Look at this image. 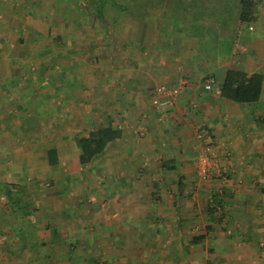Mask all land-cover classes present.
<instances>
[{
	"label": "crops",
	"instance_id": "obj_1",
	"mask_svg": "<svg viewBox=\"0 0 264 264\" xmlns=\"http://www.w3.org/2000/svg\"><path fill=\"white\" fill-rule=\"evenodd\" d=\"M254 1L248 24L238 21L241 0L78 1L57 23L45 18L46 41L60 46L45 62L59 57L56 80L77 96L43 135L62 139L51 147L72 177L34 179L43 188L31 189V204L2 189L0 264H264V0ZM3 7L1 73L20 74L32 68L20 30L29 21ZM227 69L260 72L258 100L222 98ZM178 84L169 104L151 106L154 86ZM107 125L119 137L79 164L75 137ZM194 127L213 143L219 176L209 191L195 177ZM47 148L38 153L50 168ZM215 185L226 193L214 201Z\"/></svg>",
	"mask_w": 264,
	"mask_h": 264
},
{
	"label": "rangeland",
	"instance_id": "obj_2",
	"mask_svg": "<svg viewBox=\"0 0 264 264\" xmlns=\"http://www.w3.org/2000/svg\"><path fill=\"white\" fill-rule=\"evenodd\" d=\"M78 1L88 3L90 0H0V8L4 6L3 11L8 10L7 14H10L9 11H11V15L17 13L19 18L29 21L25 29L20 30H25L23 36L27 48L23 47L27 52H31V70L25 69L19 74L14 69L11 74L7 75L1 73L4 62L0 64V195L2 189L7 188L9 190L7 196L12 199L17 198L20 203L29 201L26 203L31 204V189H36L39 192L38 189L43 188L42 186L32 187L31 182L34 183V179L72 177L70 173L65 174L67 168L60 163L47 168L44 159L40 158L41 154L38 153V150L51 147L62 140L45 137L42 128L49 127V125L52 126V129L59 128L65 112L76 108L74 97L77 96L74 92L69 95L70 89L68 88V91L65 85L61 86L56 80L60 79L59 71L61 72L57 63L59 57H55L52 60L53 63L45 62L49 60V58H45L46 52L59 51L60 46L59 41H46L48 38L45 37V34L53 33L49 29L45 32L44 21L52 19L57 23L56 18L60 15L62 6H73ZM31 21H33L32 25ZM9 34H13V31ZM27 36H31V38L28 39ZM11 43L10 40L5 43L4 51L13 54L17 49L16 45ZM1 60L2 58H0ZM8 61L10 63L11 60ZM9 63L7 64L9 65ZM44 64H46V69ZM55 65L57 67H54ZM23 76L26 78L20 81L19 78ZM47 79H51L52 82L44 83ZM44 101L49 105H45ZM194 128L200 130L198 127ZM36 132L40 133V137H33ZM197 153L195 154V177L202 187L204 184L208 185L204 188L209 191L212 188L211 183H217V181L208 179L212 174H218V172L211 173L212 170L208 178H199L196 173ZM78 188L76 186L75 189ZM224 189V186L215 185L213 194L217 197L214 200L219 199L218 195H225ZM215 205H219V202ZM206 207L207 205L204 206V208ZM219 209L220 205L215 210ZM1 215H5V212H1ZM201 224L202 222H200Z\"/></svg>",
	"mask_w": 264,
	"mask_h": 264
},
{
	"label": "trees",
	"instance_id": "obj_3",
	"mask_svg": "<svg viewBox=\"0 0 264 264\" xmlns=\"http://www.w3.org/2000/svg\"><path fill=\"white\" fill-rule=\"evenodd\" d=\"M256 1L241 0L238 13L239 24H248L257 19ZM263 76L260 72L247 74L236 69H227L218 84V94L236 103H249L258 100ZM120 131L112 126H103L90 130L87 134L75 137V145L79 150L77 161L79 164L90 162L100 154L105 145L119 137ZM47 164L57 163L56 151L53 147L46 149ZM215 201V200H214ZM214 211H216L213 208Z\"/></svg>",
	"mask_w": 264,
	"mask_h": 264
},
{
	"label": "built area",
	"instance_id": "obj_4",
	"mask_svg": "<svg viewBox=\"0 0 264 264\" xmlns=\"http://www.w3.org/2000/svg\"><path fill=\"white\" fill-rule=\"evenodd\" d=\"M215 86V79L213 76L209 75L205 77L202 87L205 91L213 89ZM180 85H156L151 90V106L157 108L163 104H169L172 99L178 94L180 90ZM188 107L191 110L196 108V103L194 101H189ZM195 138L201 142V150L197 153L196 156V173L199 178L206 179L208 178L210 172L214 169L215 158L212 155L213 143L206 136L203 130L195 129ZM215 209L219 208V205L213 203Z\"/></svg>",
	"mask_w": 264,
	"mask_h": 264
}]
</instances>
